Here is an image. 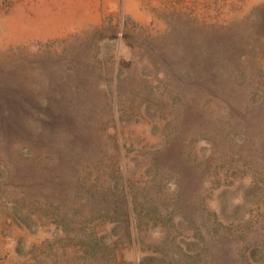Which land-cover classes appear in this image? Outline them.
<instances>
[{"label":"rangeland","instance_id":"374dc122","mask_svg":"<svg viewBox=\"0 0 264 264\" xmlns=\"http://www.w3.org/2000/svg\"><path fill=\"white\" fill-rule=\"evenodd\" d=\"M0 264H264V0H0Z\"/></svg>","mask_w":264,"mask_h":264}]
</instances>
